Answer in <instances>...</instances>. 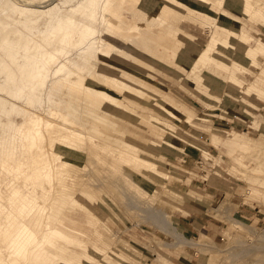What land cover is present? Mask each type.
Masks as SVG:
<instances>
[{"label":"rangeland","instance_id":"1","mask_svg":"<svg viewBox=\"0 0 264 264\" xmlns=\"http://www.w3.org/2000/svg\"><path fill=\"white\" fill-rule=\"evenodd\" d=\"M96 1L0 0V150L5 148L0 151L1 203L9 208L5 199L9 184L29 183L39 166L47 168L52 172L53 184L39 192L45 195L43 217L54 188L62 189V200L74 205L62 211L64 218L48 215L36 227L39 232L33 230V239L40 240L38 259L47 264H166L170 259L178 264L176 257L183 251V244L189 242L180 240L172 216L186 215L191 203L206 205L200 194L186 193L187 189L177 183L176 180L186 183L188 176L204 181L208 189L224 185L227 197L224 205L217 208L216 217L224 222L221 240L213 241L204 232L192 239L188 245L195 253L193 264H264V251L243 252L238 246L264 247V116L256 117L254 111L256 104L264 105V75L253 85L257 69L264 70V35L256 34L259 23L264 25V0H210L206 6H198L197 0H131L136 7L130 20L136 26L150 29L159 20L162 39L168 42L165 52L160 54L157 50L159 39L153 34L147 35L146 41L138 37L127 39L128 50L133 52L120 53L119 60L125 65L111 58L113 50H97L93 43L86 46L82 55H92L109 71L107 77L101 75L102 81L88 82L95 89L104 88L117 102L100 95L101 100L94 102L85 94L90 101L69 104L79 111L74 115L87 128L70 125L62 115L56 120V110L46 118L42 137L30 132L28 127L33 120L19 112L11 119L14 131L7 137L6 114L13 106L37 113L38 121L43 119L29 101L21 107L17 99L20 84L30 82L36 97L42 93L40 78L33 72L34 60L49 63L50 51H68L83 45L84 38L77 32L67 36L65 31L58 40L47 44L57 32L50 28L57 25L54 18L68 15L74 26L82 29L87 24L80 11L87 2H95L98 7ZM77 5L76 11L71 9ZM14 8L30 11L28 20L39 15L41 19L36 24L15 20ZM169 11L172 19L163 20ZM144 14L148 19L143 18ZM171 25L197 38L203 52H197L199 47L193 41L189 45L196 52L188 54L177 47L173 52L177 42L169 29ZM110 29L107 27L104 32L112 33ZM107 59L110 63L103 62ZM79 71L83 69L66 67L65 78L69 81V76ZM117 77L131 84L133 95L118 93L122 90ZM64 90L75 93L60 87L53 89L49 97L58 109H65L57 101ZM62 101L69 102L67 97ZM92 103L96 107L90 106ZM45 105L42 103L43 109ZM168 108L175 109L179 116L169 114ZM206 108L215 109L218 115H204L209 113ZM55 128L71 135L74 141L68 140L64 149L53 146ZM207 129L220 132L210 134V143L219 151L208 145ZM239 132L243 135L239 136ZM184 143L182 148L173 149ZM188 146L203 155L196 169L191 170L197 175H186L173 165L176 163L172 164L170 156H177ZM58 166L64 175H58ZM170 174L174 175L169 178ZM233 174L241 175L239 179H245L255 191L252 193L250 186ZM174 194L193 199L183 196L185 201H180ZM238 205L251 212L261 211L258 216L262 222L258 223V218L241 219ZM57 231L84 247L62 250L50 245L49 239L55 245L63 244L62 236H54ZM18 262L23 264L0 239V264Z\"/></svg>","mask_w":264,"mask_h":264},{"label":"bare ground","instance_id":"2","mask_svg":"<svg viewBox=\"0 0 264 264\" xmlns=\"http://www.w3.org/2000/svg\"><path fill=\"white\" fill-rule=\"evenodd\" d=\"M96 2L98 3V7H96L94 5L95 2H93V4H91L90 2H87V3H85L86 4L85 9H82V11H80L79 15H82L83 20H86L85 23L87 24L82 29L74 26V22H73L74 20H71L70 16H68V15H65V17H63V19L54 18L57 21V25L52 24V25H50V28L56 29L57 32H56V30L54 31L56 33L51 35V39L47 40V44L51 43L53 40H58L57 37L59 35H61L63 33V31H65L64 33L67 36L77 32L78 35H80L82 38H84V41L82 43L83 45L77 49L73 48V49L68 50V51H64V50H62L60 52L59 51H57V52L56 51H54V52L50 51L48 56L51 59V61L49 63L47 62V60H45L43 62H40L37 59L34 60L33 72H35V75L39 76V78H40V83L42 84V86H41L42 87V93H41L40 97H36L34 95V92H33L34 86L30 82L24 86L20 84L17 99L19 100V103L21 101V107H23V105H24L23 103H25L26 101H29L28 103H30L35 109H37L36 111H39L42 113V115H40V116H42L43 119L42 120L40 119V121H38L39 115L37 113L35 114L34 112L32 113V112L24 111V110H22L23 108L21 109L18 107L19 105L13 106L11 108V111L6 114L7 115L6 124L9 125L8 131H7V137H11V135L14 131L13 129H11V126H10L11 124L13 125V123H11V119L15 115L19 114V112L22 115L27 116V118H26L27 120H29V121L33 120L34 123H31L28 127L30 132H33L34 135L36 134L35 135L36 137H42V135H43L42 130L44 129L46 118H50L52 113H54L56 110H57V113H56L57 115L55 116L56 120L58 118H60L62 115L64 118H66V120H68L70 122L69 123L70 125L77 127L79 129L85 128V127L87 128V125L85 126L80 121V119H78L77 116L74 115V112L79 113V111L73 110L70 107V104H69L70 102H77L80 100L81 101H90L86 95L91 96L94 99V102H96L95 100H99V101L101 100V98L100 99L98 98V95H100L101 97L103 96L110 101H116L117 102V100H115L114 97L107 94V92L104 90V88L95 89L94 88L95 85L94 84L92 85L91 83L88 82L89 79L92 82H93V80L97 81V82L102 81L103 77H101V75L105 74L104 76L107 77V74L109 71L106 72V66H104L103 64H101V65L98 64V60L96 58H92V55H84V56L82 55V50L86 46L92 45V43H93L97 50L102 49V48H105V49L110 50V51L113 50L114 54H112L111 58L113 60H115L118 64L119 63L123 64V62H121L119 60L120 59L119 57H120L121 52H128L130 50V49L128 50V47L130 48V44L127 42V39L128 38L133 39L134 37L135 38L138 37L142 41H146L148 39V38H146V36L153 34L154 37L156 36L159 39L158 45H157V47H158L157 50H159L160 54L165 52L164 46H168V42H166L165 39L164 40L162 39L161 34H162L163 30L159 29L158 23H160V22L158 19H157V22L153 23V25H154V27L152 26L153 28H151V26H150V29H143L141 27L136 26L130 20V17H131V15H132L135 7H136V4L133 1H131V0H97ZM209 2L211 3L212 1H210V0H197L196 4H198V6L199 5L201 6V3H202L204 6H206L209 4ZM78 7H79V5L71 7V9L76 11L78 9ZM28 14L29 15L31 14L30 11H28V10H22L21 8H14V10L12 11V18H15V20L27 21V23H31V24H36L41 19V16L39 15L38 18H32L31 20H28V17H27ZM171 15H173V13L169 11L163 15L162 19L164 20V17H166L168 19H172ZM148 16H150V15L148 14ZM143 18L148 19V18H146V14H144ZM169 24H170V22H169ZM39 26H40V24H39ZM99 26H101V28L98 31L97 28ZM107 27H111L110 32H112V33L104 32ZM68 28H71V30H67ZM113 28H114V30H113ZM169 29H171L172 32H174L173 37L175 38V40L177 42V43H174L176 46L174 45L173 52L175 51L176 47L181 48L182 51H184L188 54L196 52V50H192L193 48L191 45H189V41H193V43L195 42L197 44L196 46L199 47L197 52L198 51L203 52L202 44H199V43H197V41H195L197 38H194V37L190 36L189 34L184 33L183 31L177 29L173 25H171L169 27ZM58 30L61 33H59ZM155 31H158L159 34L156 33ZM179 34H181V37H178ZM169 46L173 47L170 44H169ZM189 47L191 49H189ZM130 52L132 53L133 50H130ZM102 55H105V54H102ZM132 57L138 58V57H134V54H132ZM164 57H165V55L162 57H159L158 59L162 60V58H164ZM110 61H111V59H110ZM103 62L110 63L108 59L106 61H103ZM123 65H125V64H123ZM100 66H101V68L99 69ZM66 67L79 68L81 70L83 69V71H79L74 76H69V81H67L68 77L65 78L66 77L65 76V68ZM137 71H138V69H137ZM261 75H264V70H262V67H259L257 69V73L254 76L253 85H255L259 82V77ZM71 77H74V79H73L74 82H70ZM147 79H149V78L147 77ZM116 83L118 84V86L122 90V92H118V93H121V94H124L127 96L134 94L133 90H135V89L131 86V84L128 81L117 77ZM60 87H63L65 89H71V91L75 92L72 94H70V93L67 94V92L64 90L61 94H58L59 95V97H57L58 104L61 105V107L65 108V109L56 108L55 106L52 105V101L49 100V97H51L52 93H54L52 90L53 89L58 90ZM65 97H67L69 102H67V101L63 102L62 101V99ZM42 103L46 104L44 109L42 108ZM93 103L90 106L96 107V106H94V105H96V103L95 104H93ZM118 103L122 104L121 102H118ZM66 109L69 110L70 112L67 111ZM168 110L170 111L169 114H172L173 116L174 115L179 116L177 112H174L175 109L171 110L168 108ZM142 118H144V116ZM187 118H188V116H187ZM33 134H32V137H33ZM53 135L55 137L53 146H55L56 148H59V149L66 148L68 140L72 139L74 141V139L71 135H68L66 132L61 131L57 128H55L53 130ZM16 138H17V136H16ZM0 139H3V138L0 137ZM28 139H27V141H28ZM23 141L25 142V140H23ZM30 141H29V143H30ZM9 144L10 143H8V145ZM0 145L2 147V144H0ZM6 146L7 145H5L4 147H6ZM4 149H2V150H4ZM7 149H8V146H7ZM2 150H0V151H2ZM8 151H9V149H8ZM25 151H26V149H25ZM3 152L5 153V151H3ZM38 152H39V150H38ZM9 157H10V155H9ZM45 162H46V160L43 163H45ZM58 169H59V171H58L59 174L56 172V176H57V174L59 176H62L65 174L63 172L64 170L61 166H58ZM18 173L16 172V174H18ZM51 175H52V172L50 170H48L47 168L42 169V167L39 166L37 168L36 172L34 173L33 178L31 179V181L29 183H24L23 185L12 183V184L8 185L6 197H5L6 201H8V204H9L8 209L0 201V239H1L3 244H8L10 246L12 252L14 253L15 259L21 261L23 264H47L44 261H42L41 259H38L39 257L36 256V249L39 245L38 241H40V240L36 241L35 239H33V236H32L33 230L37 231L36 227L37 226L39 227V224H41V222L43 223V221L46 219V217L48 215L56 216V217L57 216L63 217L62 211L69 208V206L74 205V204L73 205L67 204L66 201L62 200L61 197H63V194H64L62 189L54 188L52 190V192H53L52 197L48 202V209L45 212L46 215L43 217V215L41 213V209H43L44 206H41V205L45 202V195H40L39 192L43 189L48 190L49 187L53 184L51 179H50V178H52ZM45 207H46V205H45ZM37 232H39V231H37ZM57 232L58 233L56 235H54V234L53 235L55 237L62 236L60 240L62 241L63 244L62 245H57V244L55 245V244H53V241H51L49 239L48 243L50 245L55 246V247L62 249V250H67L69 248V246L70 247H77L79 249H82L84 247L81 243H77L73 240H70L63 233H61L59 231H57ZM238 246H239V248H242L243 252H248V251H253V250L254 251H264V247L263 248H261V247L256 248L254 246H252V247L251 246H249V247L243 246V245H238ZM43 254H44V251H43ZM4 259H5V257H4Z\"/></svg>","mask_w":264,"mask_h":264},{"label":"crops","instance_id":"3","mask_svg":"<svg viewBox=\"0 0 264 264\" xmlns=\"http://www.w3.org/2000/svg\"><path fill=\"white\" fill-rule=\"evenodd\" d=\"M259 26L260 28H257L256 34H260L263 36L264 35V25L259 23ZM251 67H254V66L251 65ZM256 106H257V109L254 110L255 116L263 117L264 116V105L258 107V104H256ZM205 110L206 112H209V113H203V114L208 115L211 118H214V116L218 115L215 113V109L206 108ZM258 112L260 113L258 114ZM227 122L228 121H226L225 123L228 124ZM207 132L209 133V137L207 140L208 145L218 150L219 149L218 146L212 145L210 143V134L211 133L220 134V132L211 130V129H207ZM237 134H239V136L243 135L240 132ZM186 142H187V139H186ZM185 143L181 145H177L173 149H176L178 147L182 148L185 145ZM170 157L173 159L172 164L176 163L173 165H176L177 168H180V170H182L184 174L191 176V175H197V174H194L191 170L196 169V166L199 163L200 158L203 157V155L199 151V149L192 147V146H188V147L183 148L182 153L178 154L177 156L171 155ZM229 170L230 169H227V173L231 175ZM173 175L174 174H170L169 178H171ZM232 176L234 178H238L237 180L242 181L250 186V184L245 179L243 180L239 179L241 175H237V176L235 175L236 176L235 177L233 174ZM185 178L186 180H188L186 183L176 180L179 186L183 187V189L186 188L187 189L186 193L191 192L192 194H196V195L200 194L202 198L204 199V201L206 202L205 204L208 205L207 206L208 208L205 207L206 205H204V207H200V205L198 204L191 203L189 204L190 211L188 212L186 210V213H185L186 215H181V214H175L174 216L171 215L174 218V224L176 226V228H174L175 232L179 235L181 241L183 242L186 241V243L189 242L188 244H192L191 240L196 239L202 232H204V234H206L213 241L221 240L222 238L221 233L223 231L224 222L218 219L216 216L218 215L217 208L219 206L224 205L225 199H227L226 193L223 190L225 189V186L220 184L219 188L209 187L208 189V187H206V185L203 183L204 181H198L197 179L190 178L188 176H185ZM178 190L181 191V189H178ZM252 190L253 189L250 186V191L253 193L255 189L253 191ZM174 195L180 201H185V198L188 199V197L193 199L192 196H188V195H185V196L183 195L185 198L178 194H174ZM237 210H238L237 211L238 214H240L239 215L240 218L243 220H255L258 218L257 219L258 223L262 222L263 220L261 219V217L258 216L259 213L262 214L261 211L259 210L258 212H251L249 211V209L244 208L243 205H238ZM188 244H183L184 246L183 251H181L179 253L180 255L176 257V261L178 262V264H193L195 253H193L192 248ZM166 264H173V263L169 259V262Z\"/></svg>","mask_w":264,"mask_h":264}]
</instances>
